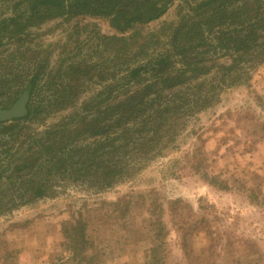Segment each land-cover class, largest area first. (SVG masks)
Listing matches in <instances>:
<instances>
[{
  "label": "rangeland",
  "instance_id": "1",
  "mask_svg": "<svg viewBox=\"0 0 264 264\" xmlns=\"http://www.w3.org/2000/svg\"><path fill=\"white\" fill-rule=\"evenodd\" d=\"M18 1L22 0H0V23L16 15ZM204 1L172 0L161 18L126 32L111 27L107 18L90 16L53 19L30 27L20 37L13 26L1 31L0 109L10 106L6 103L13 91H20L41 68L42 96L35 102H48L49 91L67 87L72 88L76 105L65 112L53 109L41 114L30 125L27 138L44 133L62 116L77 114L84 102L87 109L95 102H117L120 87L111 98L109 86L123 84L128 66L169 53L175 28ZM258 2L264 10V0ZM113 36L120 40H104ZM213 59L231 63L222 53ZM255 63L242 66L240 79L235 76L231 85L225 81L208 108L182 121L175 143L162 156L114 187L99 190L91 182L58 181L45 198L2 209L0 264L65 263L62 223L80 214L98 264H147L151 248L158 244L154 224L159 220L166 228L162 264H264V63ZM211 78L221 84L218 71L206 79ZM55 99L51 102H59ZM0 140L4 143L0 150L20 146L13 145L10 137ZM196 151L201 154L197 158L201 172L228 182V191L196 171ZM1 159L7 166L10 157ZM9 175L6 172L4 179ZM3 184L7 186L8 179ZM187 230L189 256L182 245Z\"/></svg>",
  "mask_w": 264,
  "mask_h": 264
},
{
  "label": "trees",
  "instance_id": "2",
  "mask_svg": "<svg viewBox=\"0 0 264 264\" xmlns=\"http://www.w3.org/2000/svg\"><path fill=\"white\" fill-rule=\"evenodd\" d=\"M166 1L161 4L160 0H22L16 2V15L0 23V32L13 26V33L20 37L30 27L64 16L107 18L111 27L126 32L135 25L161 18L166 12ZM22 4L25 10L18 8ZM182 20L171 37L169 53L128 66L120 81L123 84L109 86L111 98L120 87L121 98L117 102H95L88 109L89 104L84 102L81 111L62 116L58 124L42 134L27 138L30 125L44 112L73 109L76 102L72 88L49 91L48 102H35L42 96L39 83L45 74L41 68L34 70L20 91H13L11 102L6 103L10 106L1 109L12 107L24 93H28L29 102L25 118L0 123V137H10L13 145L20 143L18 148L0 150V211L45 198L56 189L58 181L91 182L99 190L114 187L128 174L162 156L175 143L182 121L208 108L209 102L218 98L220 86L227 85L225 81L231 85L235 76L240 79L242 66L252 67L256 60L264 63V10L258 0H206L192 7ZM104 40L111 43L120 39L113 36ZM221 53L230 64L211 60ZM214 71L221 73V84H215L213 77L206 79ZM52 99L59 102H51ZM194 154L196 171L213 186L228 191V182L201 172L203 167L197 159L201 154ZM2 155L10 157L7 166ZM8 171L10 175L5 179L9 184L4 187L1 184ZM154 226L159 240L151 248L147 264H162L166 228L160 220ZM62 233L67 255L62 264L99 263L81 214L67 218L62 223ZM184 235L182 245L189 256L192 251H188V230ZM210 241L214 246L215 242Z\"/></svg>",
  "mask_w": 264,
  "mask_h": 264
},
{
  "label": "water",
  "instance_id": "3",
  "mask_svg": "<svg viewBox=\"0 0 264 264\" xmlns=\"http://www.w3.org/2000/svg\"><path fill=\"white\" fill-rule=\"evenodd\" d=\"M172 0H167L164 8L170 4ZM29 101L28 93H24L18 101L10 108L0 110V123L11 122L18 118H25L27 115V104Z\"/></svg>",
  "mask_w": 264,
  "mask_h": 264
},
{
  "label": "flooded vegetation",
  "instance_id": "4",
  "mask_svg": "<svg viewBox=\"0 0 264 264\" xmlns=\"http://www.w3.org/2000/svg\"><path fill=\"white\" fill-rule=\"evenodd\" d=\"M166 9V8H165ZM1 33V32H0ZM0 110H3V109H0Z\"/></svg>",
  "mask_w": 264,
  "mask_h": 264
}]
</instances>
